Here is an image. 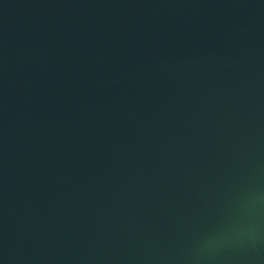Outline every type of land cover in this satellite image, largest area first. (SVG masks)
I'll return each mask as SVG.
<instances>
[{"label": "water", "instance_id": "1", "mask_svg": "<svg viewBox=\"0 0 264 264\" xmlns=\"http://www.w3.org/2000/svg\"><path fill=\"white\" fill-rule=\"evenodd\" d=\"M0 264H264V0H0Z\"/></svg>", "mask_w": 264, "mask_h": 264}]
</instances>
